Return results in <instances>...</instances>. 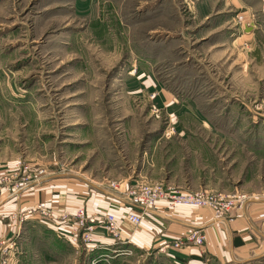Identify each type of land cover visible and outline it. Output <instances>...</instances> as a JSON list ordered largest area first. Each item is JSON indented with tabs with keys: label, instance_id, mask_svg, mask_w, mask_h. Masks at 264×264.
Wrapping results in <instances>:
<instances>
[{
	"label": "rangeland",
	"instance_id": "374dc122",
	"mask_svg": "<svg viewBox=\"0 0 264 264\" xmlns=\"http://www.w3.org/2000/svg\"><path fill=\"white\" fill-rule=\"evenodd\" d=\"M224 1L0 0V264H18L12 235L29 209L66 193L145 180L198 190L220 170L235 184L224 192L264 183V16L255 30V11L228 0L227 23L202 19ZM31 233L35 264H170L158 252L135 262L118 239L75 259Z\"/></svg>",
	"mask_w": 264,
	"mask_h": 264
},
{
	"label": "crops",
	"instance_id": "0c3cea01",
	"mask_svg": "<svg viewBox=\"0 0 264 264\" xmlns=\"http://www.w3.org/2000/svg\"><path fill=\"white\" fill-rule=\"evenodd\" d=\"M224 3L220 7L222 9L219 7L211 8L212 12L205 14L201 18L205 20L211 16L221 14L224 17L218 23L221 24V21L224 24L227 23V10L230 12L231 9L229 8L232 6H228V0H225ZM234 3L237 9L248 7L255 11L258 21L257 26H253L257 28L255 30L264 27V24L262 25L260 23L261 18L264 16V0H235ZM217 10H220V13H217ZM214 20L217 21L218 19ZM251 44L253 47H256L251 53L253 58L260 56L257 46L261 43L257 41L255 45L253 39ZM222 173L223 170H220V176L214 182L217 185H209L211 182L207 178H204L202 184L199 183L197 188L204 187L222 191L232 190L235 184L233 181L231 182L229 177H222ZM235 188L246 191L250 199L243 209L232 212L224 220L216 219L208 209L176 208L145 214L141 223L138 226H134L126 218V214L129 212V206L115 201L109 195V192H105V196L103 194L100 195L102 196L101 199L100 196L86 192H78L80 195L84 194L85 196L77 195L75 197H67L66 193L64 203L61 205L59 202L56 204L57 207L53 203H51L52 206L48 205L45 201L38 204L47 207L51 214L53 213L57 218L62 213L73 214L79 208H85L87 214L93 217L112 214L115 220V227L119 233L118 240L132 244L131 253L133 252L142 258H139L140 260L137 259L135 262H142L145 259L153 260L155 256H158L154 255V253L158 252L157 254L168 259L170 264H212V262H218L220 264L251 263V261L259 256H264V183L260 181L259 177L255 176L252 180L244 181L239 187L235 186ZM81 189L83 190V187ZM19 199L21 200V195H19ZM25 199L27 200L26 197ZM50 200L52 199L46 201ZM28 217V220L24 217L23 221H19L20 224L22 223V231L20 233L18 232V237L12 235L15 242L17 241L19 252L17 253L18 264H35L34 261H31L32 258L30 259L31 249L26 250L25 248L30 243H27L25 237H23L29 235L32 238L34 236L31 233L32 231H35V234H44L46 232V240L53 239L55 240V244L58 243L65 247L70 246L71 252L75 254V259L78 253V247L80 246L84 250V247L81 245L83 243L80 239L77 242H73L71 238L72 233L75 231L74 220L57 222L51 218L44 217V220H42L43 225L38 220H34L37 217L34 218L29 215ZM193 228H202L205 233L206 238L202 249L195 247L171 248L166 249L165 253L158 250L161 243L173 241ZM92 239L99 246L110 240L114 242L116 238H113L107 229L98 226L92 233ZM96 248L95 250H98ZM83 252L81 253L82 255ZM118 256L121 255L113 254L110 259L97 258L92 264H95V262L97 264H106V262L109 264L116 263L115 257L117 259ZM76 260L78 264H85L83 256L78 257ZM150 264L158 263L151 261Z\"/></svg>",
	"mask_w": 264,
	"mask_h": 264
},
{
	"label": "built area",
	"instance_id": "2783aa9c",
	"mask_svg": "<svg viewBox=\"0 0 264 264\" xmlns=\"http://www.w3.org/2000/svg\"><path fill=\"white\" fill-rule=\"evenodd\" d=\"M107 188L104 191L109 192V195L115 201L129 206L126 218L134 226H138L141 223L145 214L181 207L208 209L216 219L224 220L232 212L243 209L249 201V196L241 191H211L205 188L186 191L179 190L163 182L148 180L126 183L125 185L108 181ZM28 212L31 214L29 216L37 217L36 219L40 220V222L44 220V217L51 218L57 222L74 220L75 231L72 233L71 238L73 242H77L80 239L87 251H92L97 246L92 239V233L98 226L107 229L113 238H119L112 214L93 217L87 214L85 208H79L73 214L62 213L57 218L42 204H37L29 209ZM205 238L202 228H193L173 241L161 243L158 250L165 253L166 249L171 248L195 247L202 249Z\"/></svg>",
	"mask_w": 264,
	"mask_h": 264
},
{
	"label": "bare ground",
	"instance_id": "6f19581e",
	"mask_svg": "<svg viewBox=\"0 0 264 264\" xmlns=\"http://www.w3.org/2000/svg\"><path fill=\"white\" fill-rule=\"evenodd\" d=\"M181 208H189V207H181Z\"/></svg>",
	"mask_w": 264,
	"mask_h": 264
}]
</instances>
